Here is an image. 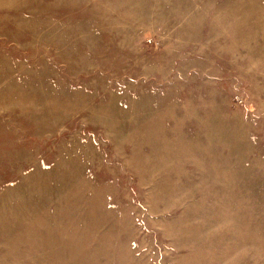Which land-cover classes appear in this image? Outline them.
<instances>
[{
    "label": "rangeland",
    "instance_id": "374dc122",
    "mask_svg": "<svg viewBox=\"0 0 264 264\" xmlns=\"http://www.w3.org/2000/svg\"><path fill=\"white\" fill-rule=\"evenodd\" d=\"M0 264H264V0H0Z\"/></svg>",
    "mask_w": 264,
    "mask_h": 264
}]
</instances>
